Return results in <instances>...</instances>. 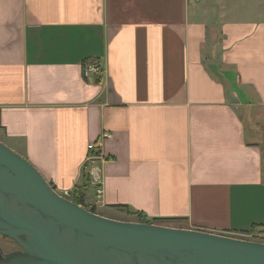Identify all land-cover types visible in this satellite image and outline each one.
I'll return each mask as SVG.
<instances>
[{
	"label": "crops",
	"instance_id": "0c3cea01",
	"mask_svg": "<svg viewBox=\"0 0 264 264\" xmlns=\"http://www.w3.org/2000/svg\"><path fill=\"white\" fill-rule=\"evenodd\" d=\"M102 132L86 208L231 237L264 224V0H0V141L72 199Z\"/></svg>",
	"mask_w": 264,
	"mask_h": 264
},
{
	"label": "water",
	"instance_id": "95a60500",
	"mask_svg": "<svg viewBox=\"0 0 264 264\" xmlns=\"http://www.w3.org/2000/svg\"><path fill=\"white\" fill-rule=\"evenodd\" d=\"M0 233L9 264H264V242L93 212L1 141Z\"/></svg>",
	"mask_w": 264,
	"mask_h": 264
},
{
	"label": "built area",
	"instance_id": "2783aa9c",
	"mask_svg": "<svg viewBox=\"0 0 264 264\" xmlns=\"http://www.w3.org/2000/svg\"><path fill=\"white\" fill-rule=\"evenodd\" d=\"M102 73L103 69L99 63L87 62L84 65V76L86 78L98 77L102 75ZM108 137H111L110 133L102 132L99 140L93 141L88 145L89 155L86 159V171L90 183L95 189V194L98 200L101 199L104 194L103 164L109 159V157L106 156L102 148L104 139ZM65 194L69 195V191H66Z\"/></svg>",
	"mask_w": 264,
	"mask_h": 264
},
{
	"label": "trees",
	"instance_id": "16d2710c",
	"mask_svg": "<svg viewBox=\"0 0 264 264\" xmlns=\"http://www.w3.org/2000/svg\"><path fill=\"white\" fill-rule=\"evenodd\" d=\"M91 62H96L94 60H92ZM98 63V62H96ZM90 180H89V177H88V174H87V171H86V168H85V182H84V185L83 187L79 190H76V192L73 194V197L71 200H73L74 202L80 204V205H84L83 204V196H82V191L85 190V188L89 187L90 186ZM121 207V209L125 210L127 213H129V207L128 206H119ZM91 210V209H90ZM93 212H95V209L94 210H91ZM136 217H137V220L139 222H145V223H164L165 221H169V220H165L166 218H148L146 217L144 214L140 213V212H137L136 213ZM170 220H176V218H169ZM261 227H264V224H255L252 226L251 230H255V229H259Z\"/></svg>",
	"mask_w": 264,
	"mask_h": 264
},
{
	"label": "flooded vegetation",
	"instance_id": "af4514ba",
	"mask_svg": "<svg viewBox=\"0 0 264 264\" xmlns=\"http://www.w3.org/2000/svg\"><path fill=\"white\" fill-rule=\"evenodd\" d=\"M22 250V247L12 238L0 233V264H9L7 257Z\"/></svg>",
	"mask_w": 264,
	"mask_h": 264
},
{
	"label": "rangeland",
	"instance_id": "374dc122",
	"mask_svg": "<svg viewBox=\"0 0 264 264\" xmlns=\"http://www.w3.org/2000/svg\"><path fill=\"white\" fill-rule=\"evenodd\" d=\"M87 209L90 210L91 208H87ZM233 235H235L238 238H242V239L264 242V227H261L259 229H255L253 231L250 230V231L245 232V233H235V234L233 233Z\"/></svg>",
	"mask_w": 264,
	"mask_h": 264
},
{
	"label": "bare ground",
	"instance_id": "6f19581e",
	"mask_svg": "<svg viewBox=\"0 0 264 264\" xmlns=\"http://www.w3.org/2000/svg\"><path fill=\"white\" fill-rule=\"evenodd\" d=\"M91 210H94V208H91Z\"/></svg>",
	"mask_w": 264,
	"mask_h": 264
}]
</instances>
